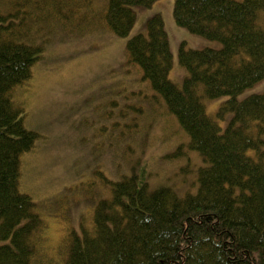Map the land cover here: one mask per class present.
Returning <instances> with one entry per match:
<instances>
[{"label": "trees", "instance_id": "trees-1", "mask_svg": "<svg viewBox=\"0 0 264 264\" xmlns=\"http://www.w3.org/2000/svg\"><path fill=\"white\" fill-rule=\"evenodd\" d=\"M17 1L0 12V264H264V92L237 98L264 79V0H176L179 26L222 44L182 43L188 74L181 84L169 77L173 55L161 15L149 18L147 34L127 41L126 62L141 68L200 154L199 185L181 196L139 183L136 170L119 180L98 172L108 191L92 224L68 230L57 256L42 251L44 220L20 190L21 157L40 134L25 125L14 90L32 77L44 48L27 39L26 1ZM155 1L109 0L107 25L127 37L133 6ZM222 96L229 98L210 115L204 99Z\"/></svg>", "mask_w": 264, "mask_h": 264}, {"label": "rangeland", "instance_id": "rangeland-1", "mask_svg": "<svg viewBox=\"0 0 264 264\" xmlns=\"http://www.w3.org/2000/svg\"><path fill=\"white\" fill-rule=\"evenodd\" d=\"M25 1L27 39L44 50L32 77L14 90L25 125L40 134L21 157L20 190L33 198L44 220L42 251L57 256L68 230L92 224L95 204L108 191L98 172L119 180L136 170L139 183L170 186L181 196L199 185L202 158L189 148L184 130L141 68L126 62L127 41L147 34L149 18L161 15L173 55L169 77L177 84L188 74L179 62L182 43L189 49L222 44L179 26L176 0L133 6L136 22L127 37L107 25L109 0ZM11 4L0 0V12ZM263 92L264 79L237 98ZM228 98L204 99L207 112L215 116ZM231 116L219 119L222 128ZM182 143L181 153L168 157Z\"/></svg>", "mask_w": 264, "mask_h": 264}]
</instances>
